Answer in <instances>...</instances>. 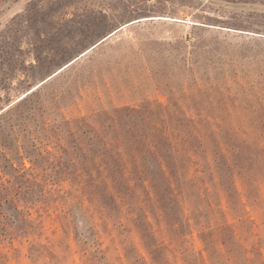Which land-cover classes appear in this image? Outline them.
<instances>
[{"label": "rangeland", "instance_id": "374dc122", "mask_svg": "<svg viewBox=\"0 0 264 264\" xmlns=\"http://www.w3.org/2000/svg\"><path fill=\"white\" fill-rule=\"evenodd\" d=\"M203 2L0 0V264H264V0ZM137 129L170 190L96 187Z\"/></svg>", "mask_w": 264, "mask_h": 264}, {"label": "trees", "instance_id": "16d2710c", "mask_svg": "<svg viewBox=\"0 0 264 264\" xmlns=\"http://www.w3.org/2000/svg\"><path fill=\"white\" fill-rule=\"evenodd\" d=\"M42 87L43 84L38 86L39 89ZM25 97L22 98L24 101H26ZM152 134L139 129L128 130L123 135L124 141L122 144L112 148L105 147L97 155L98 157L102 155L101 160L99 162L94 161V163H99V165H95L97 170L96 179L93 176V171H87L90 182L93 184L98 182L99 184L95 185L96 187L104 186L105 190L110 191L109 180H111V185L116 190V193L118 192L121 193V196H125L124 194L130 193L140 186L145 189L147 187L146 182H149L150 186L155 189L154 182L161 177L162 183L160 186L165 190H170L171 183L168 176H166L167 169L164 166L171 164V160H177L174 146L170 142L169 145H166V141H164L168 140L166 137L162 138V141H154L151 137ZM151 144L158 151L153 152ZM159 154L162 155L163 160L160 159ZM105 171H108L107 175H105ZM128 171L130 174L127 176L126 173ZM133 182L134 186L131 185ZM28 215L31 216V212ZM37 227L38 224L34 220L23 217L20 221L15 213L8 215L4 211H0V234L4 236L3 240L9 238V242L12 243L18 237L26 239L31 234H34ZM10 228L13 230L9 231ZM40 249H44V247L38 243L29 247L31 254L40 251ZM2 257L3 254L0 252V262Z\"/></svg>", "mask_w": 264, "mask_h": 264}, {"label": "water", "instance_id": "95a60500", "mask_svg": "<svg viewBox=\"0 0 264 264\" xmlns=\"http://www.w3.org/2000/svg\"><path fill=\"white\" fill-rule=\"evenodd\" d=\"M196 24H202V25H206L205 23H202V22H197ZM116 30V29H115ZM114 31V30H113ZM112 31V32H113ZM112 32H110V33H112ZM109 33V34H110ZM109 34H107L106 36H108ZM106 36H104L103 38H101L99 41H97L95 44H93L91 47L92 48H88L89 50H92V49H94L95 47H97L98 45H100L101 43H103L106 39H104ZM112 36V35H111ZM110 37V36H109ZM86 51V50H85ZM88 52V51H87ZM86 54V52L84 53H82V54H80L79 56H76L74 59H72V60H70L69 62H67L65 65L66 66H64V67H62L59 71L57 70V71H55L54 73H52V74H50L49 76H47L44 80H42L41 81V83L39 84V86L40 85H42V84H44L45 82H47L48 80H50L52 77H54L55 75H57L59 72H61L63 69H65L66 67H68L69 65H71L72 63H74L76 60H78L80 57H82L83 55H85ZM32 92V91H31ZM30 93V92H29ZM28 93V94H29Z\"/></svg>", "mask_w": 264, "mask_h": 264}, {"label": "crops", "instance_id": "0c3cea01", "mask_svg": "<svg viewBox=\"0 0 264 264\" xmlns=\"http://www.w3.org/2000/svg\"><path fill=\"white\" fill-rule=\"evenodd\" d=\"M213 2H214V0H205V2H203L202 4H203L204 6H208V5H207L208 3H212V4H213Z\"/></svg>", "mask_w": 264, "mask_h": 264}]
</instances>
